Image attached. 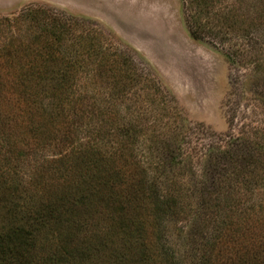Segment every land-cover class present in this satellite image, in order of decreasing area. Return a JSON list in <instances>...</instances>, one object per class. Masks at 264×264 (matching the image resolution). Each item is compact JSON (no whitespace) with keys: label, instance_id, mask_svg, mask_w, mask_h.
Masks as SVG:
<instances>
[{"label":"trees","instance_id":"obj_1","mask_svg":"<svg viewBox=\"0 0 264 264\" xmlns=\"http://www.w3.org/2000/svg\"><path fill=\"white\" fill-rule=\"evenodd\" d=\"M184 2L193 40L264 46V0L251 11H243L245 0ZM47 18L37 59L27 69L33 76L27 102L47 115L49 139L55 138L52 130L70 129L72 144L78 143L61 159L46 160L47 166L34 162L22 223H0V264H70L79 256L86 264H264V184H256L264 179V157L254 155L253 144L238 140L208 161L202 179L184 178L171 172L184 163L190 144L176 125L172 132L180 142L163 147L161 156L170 170L156 172L135 148L150 114L129 104L141 82L137 66L79 20L53 13ZM79 104V112L69 113ZM80 113L90 122L79 123ZM6 120L0 109V129ZM3 141L0 157H8ZM14 177L13 171L0 175L5 193ZM0 201V220L6 221L12 209ZM177 214L187 224L177 236L187 229L188 250L177 249L172 239L163 243L166 215ZM148 215L150 236L144 230Z\"/></svg>","mask_w":264,"mask_h":264},{"label":"rangeland","instance_id":"obj_2","mask_svg":"<svg viewBox=\"0 0 264 264\" xmlns=\"http://www.w3.org/2000/svg\"><path fill=\"white\" fill-rule=\"evenodd\" d=\"M260 1L263 2L245 0L243 11L261 6ZM52 13L79 20L102 39L111 41L137 66L141 82L129 104L150 114L142 121L145 130L135 148L138 158L152 161L156 172L170 170L161 162L162 150L170 145L174 148L175 142H180V137L177 141L172 132L176 125L184 127V137L190 142L183 150L184 163L171 170L180 177L193 174L195 180L202 179L208 161L238 140L250 142L256 149L254 155L264 157V46L261 43L246 45L235 39L223 46L217 40H193L188 31L184 0H0V109L8 119L0 129V139L4 138L1 145L8 155L0 157V175L13 171L16 181L6 193L0 183V197L12 209L11 218L8 216L7 222L1 219V225L22 221L27 181L35 175L31 170L34 162L45 160L47 166L46 160L61 159L78 143L72 144L74 131L70 129L69 132L52 130L55 138L49 139L51 131L45 130L47 115L27 102V79L33 78L27 69L37 59L34 53L40 47L42 29L47 21L51 23L47 16ZM232 51L237 53L234 58ZM87 103L88 100L83 105ZM75 110L80 111V104L71 107L69 113ZM167 110L177 116H168ZM78 116L79 123L90 122L81 113ZM62 134H65L63 142L57 140ZM108 147L111 151L112 147ZM5 159L8 169L4 171ZM256 184L263 185L264 179ZM257 199L255 193L253 200ZM166 217L167 236L163 243L169 244L172 239L177 249L188 250L189 246H183L187 229L181 238L177 236L187 225L185 220L178 214ZM150 223L148 215L147 226L144 225L148 236ZM70 264H86V258L74 257Z\"/></svg>","mask_w":264,"mask_h":264}]
</instances>
